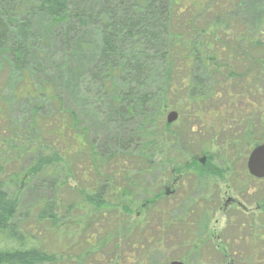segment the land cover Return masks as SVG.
Returning a JSON list of instances; mask_svg holds the SVG:
<instances>
[{"label": "trees", "instance_id": "trees-1", "mask_svg": "<svg viewBox=\"0 0 264 264\" xmlns=\"http://www.w3.org/2000/svg\"><path fill=\"white\" fill-rule=\"evenodd\" d=\"M242 3L0 0V60L18 79L11 96L36 100L27 124L33 138L22 144L10 133L3 117L8 103L0 98V119L10 133L0 134V264H123L122 245L139 254L130 264H158L167 231L180 227L189 256L196 258L203 244L215 251L203 238L218 206L216 191L194 197L180 215L169 216L160 206L185 196L186 180L190 192L211 184L221 168L229 171L232 159L246 162L251 150L264 144V13L250 21L253 15L240 14ZM255 5L264 11V0ZM36 17L49 22L47 36L62 55L71 52L83 31H98L93 59L65 73L69 86L74 83L71 90L92 96L95 115L101 108L114 127L116 135L101 145L89 140L78 112L67 106L49 76L35 84L37 73L44 72L41 57L49 51L44 42L40 48ZM39 101L56 106L44 111ZM169 109L177 114L172 124L164 120ZM124 129L132 133L128 140L118 135ZM197 143L192 158H171L176 156L172 147L183 153ZM5 154L15 156L11 163ZM26 156L30 160L24 165ZM198 156L206 157L204 165ZM158 170L162 179L155 176ZM238 176L242 202H264L258 196L264 180L252 178L246 168ZM15 179L24 188L11 197L8 186ZM248 183L251 190L244 188ZM24 190L35 200L22 210ZM255 190L257 198L249 199ZM262 211L237 210L233 232L221 243L226 257L216 253L211 264H264ZM236 241L246 253L233 251Z\"/></svg>", "mask_w": 264, "mask_h": 264}, {"label": "rangeland", "instance_id": "rangeland-1", "mask_svg": "<svg viewBox=\"0 0 264 264\" xmlns=\"http://www.w3.org/2000/svg\"><path fill=\"white\" fill-rule=\"evenodd\" d=\"M240 1L243 3L245 1L246 3V5L244 4V7H242V9L239 8L241 10L240 14L246 17L248 16V18L251 17V15H253V18H251L250 21L251 20L257 21L256 18L261 17L262 14L264 13L263 10L259 11L256 9L255 4L257 0H244V1L240 0ZM48 24L49 22L44 18H39V17L34 18V28L38 36L40 37V44H41L40 48L43 42L47 46L49 45V51L45 50V53L41 57V58L44 57V59L41 61L44 72L37 73L35 77L36 79L34 78L36 82L35 84L40 86L41 82L44 81V78L49 76L52 84L60 90V93L63 95V98L65 99L67 106L78 112L77 114L79 117L80 125L81 127H85L87 129L89 140L95 141L94 143L96 145H101V142H103L107 137L109 136L114 137L116 135L113 132L114 127H112V125L109 124L107 115L105 113L104 114L101 113L102 112L101 108L99 109L100 112H97L95 115V111H93L91 107L89 106V102L91 100L94 101L92 96L89 95L87 97L88 99L87 100L80 91L78 93L75 90H71L70 87H73L74 83H72V85L69 86V82H70V80H68L69 74L65 73V70H67L70 73V71H72L74 68H78L80 66L82 67L83 65H85L86 62L88 63L89 61L93 59L96 53V48H97V43H98V31L94 28L86 29L72 42L71 48H70L72 49L71 52L69 50L65 52V55H62L58 50L59 49L58 45L54 44L53 42L51 43V41L49 40V36H47ZM33 53L34 54H32V57L33 55H35V51H33ZM34 60L36 62L39 61V60H36L35 58L34 59L32 58V62ZM52 69L53 71H51ZM17 83H18V79H15V76L12 75L11 72L8 70V63L6 62L5 59H1L0 60V98L2 99L6 98L7 103H8L6 114L5 116L3 115V117L4 118L6 117L7 119L6 123H8V127H10L11 129L10 133H12L15 137L19 138L22 144H26V140L28 138L29 139L33 138V136L28 131L27 124H28L30 116L32 115L31 109L35 105L36 100L35 98L33 100H28L24 98H18V99L13 100V97L11 96V94L14 88L16 87ZM79 94L82 97H84L88 101V103L83 104V101L81 102L78 99ZM39 102H40V105L44 104V111H48V112L50 110L52 111V107L56 106L54 103H51V102L50 103L49 102L46 103V101H39ZM101 106L103 108L106 106V104L101 105ZM48 107L50 108L48 109ZM170 112H172L171 109L165 111L164 120H166L167 115ZM1 119H0V134L10 135V133L8 132L9 129L6 126L5 121H1ZM129 131L130 129L121 130L119 131L118 135L122 138V140L124 139L128 140L130 139V134H132ZM181 142L183 143V141ZM198 147H199L198 143L189 145L187 146V151L183 153L181 151L179 152L174 147H172L170 150L176 152V154L173 153L172 155H176V156L174 157L171 156V158H179L178 160H180L181 158H192L189 156V154L191 153V151H197ZM13 154H15V151ZM12 158H15V156L12 154H9L8 156H6L5 154L4 159L8 160L10 163L12 161ZM22 158H24L22 159L24 165H26L30 160V158L29 157L27 158V156L22 157ZM156 158H163V156L161 157V155L157 154ZM196 158H197L196 159L197 163L200 164L199 162L200 156ZM206 160L207 159L205 158V162ZM185 164H188V161ZM217 165L220 166L218 163ZM228 168H229V171H225V169L221 168L219 170L218 175L213 179V183L203 185L202 187L199 186L200 188L198 187V189L194 188L192 192H190L189 185H188L189 182L186 180L185 183H183V187H182L184 188V192H186L185 196H176L168 202L162 201L160 207H162L169 216L175 215V214L180 215L184 209V204H187L188 201L191 202L193 199L197 198L196 196L200 197L207 192H208L207 194H209L210 192L214 193V191L218 193L219 199L222 200L221 208L223 207V204L227 198H233V199H236L238 202L240 201L242 202L243 196L239 194L241 192V189L238 184L240 181L238 172L242 171L243 168H246V162L245 160L243 161L242 158H237L234 161L232 159V163H230V166ZM155 176L161 177L160 179H162L163 174L160 170H158L157 172H155ZM175 177L179 178V175L173 176V178ZM256 184H255V187H256ZM166 186L169 187L168 188L169 192L176 190V187L174 188L171 185H166ZM177 186L178 187L180 186L179 183ZM245 187H249L250 189L249 188L248 189L251 190L252 185L248 183L247 186L244 185V188ZM23 188H24V185H22L21 179H18V180L15 179L13 181H10V185L8 186V194L11 197H15L16 195L19 196L20 194L19 190ZM261 188H263V190H261L260 194L258 191L255 190L253 193H249L247 197L249 199H251L253 196L257 198L256 196L258 194H259L258 196L262 195V197H264V185L261 186ZM165 190L167 191V189ZM175 193L179 194L180 192L179 190H176ZM21 197L22 198L20 200L22 204V210H24L27 206H29L35 200L34 195L30 194L28 190H24ZM260 200H262V198L259 199L257 203H252V204L250 203V205L243 203V202L242 203L246 206V208H248L249 213L253 212L255 215H257L260 212V210L264 211V202H261ZM258 205L260 206L259 209L257 208ZM140 210L141 209L139 205L138 207H135L133 209V212L138 213L140 212ZM262 212L261 214H263L264 216V213ZM228 213L229 211L224 213V211L222 210H216V211L210 212V220L208 224L209 235H211L210 237L211 242L216 252L210 247L211 245L209 246V245L203 244L201 245L198 251L199 253L196 258L189 256L190 254L186 253V249L182 247V244H181L183 243L182 240L183 238H185V236L182 233L181 231L182 229L180 227L179 231H167L168 232L167 237L163 239L162 257L158 259L157 263L158 264H169L171 261H180L179 259H182L181 262H183L184 264H203V262L206 263L205 261L211 264L212 262H215L217 259V254H218L217 247L220 246V242L222 239V237L219 235H223L230 228V227L229 228L227 227L228 226L227 225V214ZM249 213H246V215H248ZM234 215L236 218H239L237 213H234ZM133 219H134V215H133ZM151 220L154 223L157 221L154 215H152ZM229 234L230 232L228 233V235ZM235 243H236L235 244L236 246L233 248L234 252L246 253L247 250L241 244L242 243L241 241L240 242L236 241ZM227 245H229V242L227 243ZM120 248H121L120 249L121 252L123 253L121 254L120 252V257L122 258L123 264H130V262H128L129 259L135 260L139 258V254H136V251L134 249H130L129 247H126L125 245H122ZM188 252L190 253V251ZM125 257L127 259L126 262L124 260Z\"/></svg>", "mask_w": 264, "mask_h": 264}, {"label": "water", "instance_id": "water-1", "mask_svg": "<svg viewBox=\"0 0 264 264\" xmlns=\"http://www.w3.org/2000/svg\"><path fill=\"white\" fill-rule=\"evenodd\" d=\"M177 114L170 112L167 115L166 123L172 124L176 121ZM246 171L249 176L257 180H264V144L251 150L246 160ZM169 264H184L181 261H171Z\"/></svg>", "mask_w": 264, "mask_h": 264}, {"label": "flooded vegetation", "instance_id": "flooded-vegetation-1", "mask_svg": "<svg viewBox=\"0 0 264 264\" xmlns=\"http://www.w3.org/2000/svg\"><path fill=\"white\" fill-rule=\"evenodd\" d=\"M205 158H206L205 156H200V159H199L200 165H204ZM166 193H167V191H166ZM217 200H218L217 201L218 206H217L216 210H222V211H224V213L229 211V213L227 214V225H228L227 227L228 228L231 227V229L228 230L226 233H228V232L232 233L233 232V215H234V213H237V210H240L244 213V215H246V213H249L248 208H246V206L243 203L238 202L236 199H233V198H227L223 204V207L221 208L222 200L219 199L218 193H217ZM251 213H253V212H251ZM226 233H224L223 235H219L222 237V239L220 242V246L217 247L218 253L222 254L223 257H226V256H225V251L223 250L221 243L225 241L224 236L226 235ZM210 237H211V235H209V228H208V230L206 231V235L204 236L203 239H205V241H206V239L211 241ZM231 237L233 238V236H231Z\"/></svg>", "mask_w": 264, "mask_h": 264}]
</instances>
